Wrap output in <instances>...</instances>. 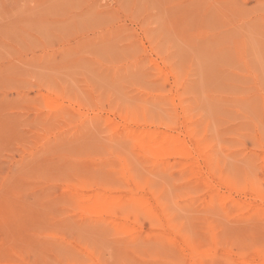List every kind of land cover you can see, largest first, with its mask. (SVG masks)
<instances>
[{
	"label": "rangeland",
	"instance_id": "374dc122",
	"mask_svg": "<svg viewBox=\"0 0 264 264\" xmlns=\"http://www.w3.org/2000/svg\"><path fill=\"white\" fill-rule=\"evenodd\" d=\"M197 263L264 264V0H0V264Z\"/></svg>",
	"mask_w": 264,
	"mask_h": 264
},
{
	"label": "bare ground",
	"instance_id": "6f19581e",
	"mask_svg": "<svg viewBox=\"0 0 264 264\" xmlns=\"http://www.w3.org/2000/svg\"><path fill=\"white\" fill-rule=\"evenodd\" d=\"M210 1V0H209ZM175 5H176V3H174ZM216 5V4H215ZM219 6V5H218ZM211 8V7H210ZM237 9V8H236ZM165 14V13H164ZM173 28V27H172ZM164 34H166V32L164 33ZM160 39V38H159ZM263 41V40H262ZM171 42V41H170ZM107 45V44H106ZM93 47V46H92ZM91 47V48H92ZM96 47H94V49H95ZM77 49V48H76ZM87 49V48H86ZM188 50V49H187ZM105 56V55H104ZM129 56V55H128ZM103 59V58H102ZM256 59H257V57H256ZM209 60V59H208ZM255 62H257V60H255ZM204 63H207V62H204ZM210 65V64H209ZM231 67V66H230ZM211 70V69H210ZM175 71V70H174ZM177 75V74H176ZM178 76V75H177ZM199 83V82H198ZM190 85V84H189ZM188 87V86H187ZM117 88V87H116ZM191 89V88H190ZM187 91V90H186ZM221 93V92H220ZM141 94V93H140ZM190 100V99H189ZM61 122V121H60ZM17 124H18V122H17ZM209 128V127H208ZM207 128V129H208ZM116 131V130H115ZM144 134V133H143ZM127 136V135H126ZM158 136H153V135H149V139H148V141L147 142H143V140H141L140 141V143H142L140 146L142 147L143 146V144H144V146L142 147L143 149H144V151L146 150V152L148 153H150L151 155H152V157L154 156V157H159V156H164V155H168V154H179L180 156H182V158H185V159H187V158H189V154H190V152H189V150L186 148V147H183L184 146V144H182V143H179L178 142V140H176V139H174V138H172V137H168V136H164V137H159V138H157ZM139 139H141V138H139ZM138 142V141H137ZM141 148V150L143 151V149ZM113 149V148H112ZM139 153H140V151H139ZM130 154V153H129ZM143 154H145L144 152H143ZM148 155V154H147ZM173 156V155H172ZM68 157V156H67ZM157 159V158H156ZM156 159H155V161H156ZM197 159V158H196ZM188 161V160H187ZM183 163V162H182ZM182 165V164H181ZM180 165V166H181ZM182 166H184V165H182ZM183 168H185V167H182V170H184V171H186L185 169H183ZM190 169H192V166H191V168ZM181 170V171H182ZM187 171H189V170H187ZM186 171V172H187ZM185 172V173H186ZM189 172H191V171H189ZM192 173V172H191ZM195 173V172H194ZM194 173H193V176H194ZM160 181V180H159ZM129 184V183H128ZM129 186V185H128ZM131 186V185H130ZM82 187H84V186H82ZM132 187H133V185H132ZM90 188V187H89ZM131 189V188H130ZM78 190V189H77ZM92 190V189H91ZM90 189L88 190V191H91ZM129 191V190H128ZM165 191V190H164ZM77 192V191H76ZM81 192V191H80ZM80 192L78 193V194H80ZM87 192V191H86ZM168 192V191H167ZM82 193L83 192H81V195H82ZM88 193V192H87ZM92 193H93V191H92ZM99 193V192H98ZM100 193H102V192H100ZM99 193V194H100ZM77 194V193H76ZM89 194V193H88ZM94 194V193H93ZM93 194H91L92 196H93ZM84 196H85V194H83ZM82 195V196H83ZM95 195V194H94ZM101 195V194H100ZM171 195V194H170ZM80 196V195H79ZM83 196V197H84ZM110 196V195H109ZM109 196L107 197V199L109 198ZM129 196V195H128ZM141 196V195H140ZM90 198L89 197V195L87 196L86 195V199H87V201H88V198ZM95 197V196H94ZM104 197V196H103ZM139 196H137L135 199H137ZM223 197V196H222ZM93 198V197H92ZM119 198V197H118ZM150 198V197H149ZM81 199V198H80ZM86 199L84 200V201H86ZM101 199V198H100ZM103 199V198H102ZM106 199V198H105ZM106 199V201L105 200H101V201H104V202H99V200H89L90 202V204H91V206L93 207V208H95L96 210L98 209V210H100L101 211V209L104 211V208H106V206H108V200ZM140 199H141V197H140ZM222 199V198H221ZM114 200H116V199H114ZM129 200H130V198H129ZM131 200H133V198L131 199ZM147 200H149L148 198H147ZM151 200H152V198H151ZM123 201V200H122ZM79 202H81V201H78V203ZM128 204H131L132 202H134L135 203V206L137 205V206H141V208L142 207H145L146 208V210L148 211V213L150 214V215H153L154 213L152 212V210L150 209L151 207L149 206V203L146 201V198L144 199V198H142L141 200H139V201H137V200H133L131 203H129L128 201H126ZM77 203V204H78ZM84 204V203H83ZM89 204V205H90ZM263 204V203H262ZM88 205V206H89ZM174 206V205H173ZM109 207V206H108ZM107 207V208H108ZM253 208H254V206H253ZM90 210V209H89ZM89 210L87 211V212H89ZM91 210H92V208H91ZM109 210L111 211V209H110V207H109ZM125 210V209H124ZM128 210V209H127ZM254 210V209H253ZM81 211V210H80ZM168 211V210H167ZM114 211H112V213H110L111 215L113 214L114 215V213H113ZM118 212V211H117ZM124 213V212H123ZM80 214V213H79ZM81 214H84V213H81ZM90 214V213H89ZM93 215V214H92ZM95 215V214H94ZM104 215V214H103ZM110 215V216H111ZM131 215V214H130ZM156 215V214H155ZM109 216V217H110ZM179 216V215H178ZM84 217V216H83ZM91 217H95V216H91ZM127 217H129V216H127ZM126 216H125V218H126V220L127 219H129V218H127ZM157 217V216H156ZM81 218V217H80ZM95 218H97V217H95ZM107 218H108V216H107ZM114 218V217H113ZM5 219V218H4ZM91 219V218H90ZM111 219V218H110ZM110 219H109V221H110ZM131 219V218H130ZM142 219V218H141ZM107 220V219H106ZM105 220V221H106ZM113 220V219H112ZM118 220V219H117ZM140 220V219H139ZM95 221H96V219H95ZM104 221V220H103ZM125 221V220H124ZM128 221V220H127ZM131 221V220H130ZM99 222V221H98ZM113 222H114V220H113ZM115 222H116V219H115ZM120 222H121V220H120ZM120 222H119V224H120ZM133 221H131V223H132ZM141 222V221H140ZM134 223V222H133ZM149 223V222H148ZM115 224H118V223H115ZM127 224V223H126ZM144 224V223H143ZM114 225V224H113ZM125 225V224H124ZM142 224H140V226H141ZM163 225V224H162ZM6 226V225H5ZM114 226H116V225H114ZM137 226V225H136ZM135 226V227H136ZM139 226V225H138ZM152 226V225H151ZM117 227H119V226H117ZM132 227L133 228H135L134 227V224H132ZM154 227V226H153ZM163 227V226H162ZM119 228H121V227H119ZM123 228V227H122ZM126 228V227H125ZM141 228V227H140ZM155 228V227H154ZM190 229V228H189ZM164 230V229H163ZM125 231H126V229H125ZM137 231H139L138 229H137ZM151 231V230H150ZM154 231H156V230H154ZM153 231V232H154ZM135 232V231H134ZM152 232V233H153ZM157 232H159L158 230H157ZM126 233V232H125ZM124 233V234H125ZM163 233V232H162ZM168 233V232H167ZM154 234H156V233H154ZM159 234V233H158ZM169 234H170V232H169ZM162 235V234H161ZM167 235V234H166ZM124 236H126V235H124ZM128 236V235H127ZM131 236V235H130ZM165 236V235H164ZM132 237H134V236H131V239H132ZM168 238H169V236H167ZM135 239L137 238V237H134ZM139 238V237H138ZM164 238H166V237H164ZM173 238V237H172ZM138 242L140 243V241L138 240ZM142 243V242H141ZM173 244H175V243H173ZM178 244H179V241H178ZM186 244V243H185ZM177 244H175V246H176ZM187 245V244H186ZM189 245V244H188ZM179 246V245H178ZM184 246V245H183ZM140 247H142L141 246V244H140ZM180 247V246H179ZM189 247V246H188ZM185 248V247H184ZM183 248V249H184ZM186 249H187V247H186ZM179 250H181V248L179 249ZM107 251V250H106ZM183 251V250H182ZM190 251H193V250H190ZM183 252H185V251H183ZM187 252H189V251H187ZM194 252H197V251H194ZM83 253H86V255H88L87 254V252H83ZM186 254V253H185ZM182 255H184V254H182ZM89 257H90V255H88ZM187 258H188V254H187ZM92 259V258H91ZM90 261V260H89ZM97 261H95V263H96ZM198 264V263H197ZM249 264V263H248Z\"/></svg>",
	"mask_w": 264,
	"mask_h": 264
}]
</instances>
